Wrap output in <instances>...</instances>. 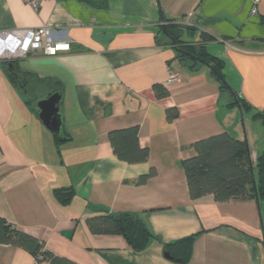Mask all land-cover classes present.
Wrapping results in <instances>:
<instances>
[{
	"label": "crops",
	"instance_id": "crops-1",
	"mask_svg": "<svg viewBox=\"0 0 264 264\" xmlns=\"http://www.w3.org/2000/svg\"><path fill=\"white\" fill-rule=\"evenodd\" d=\"M251 7L250 0H43L35 10L0 0V34L47 26L71 44L0 59V215L78 264H182L165 255V244L194 234L188 264H264L260 203L192 199L183 166L195 141L223 131L247 139L253 161L264 151V123L253 117L264 110V0L257 15ZM164 19L224 60L227 81L252 111L221 89L209 65L179 55ZM56 91L61 142L37 107ZM173 107L179 115L169 121ZM129 126L149 150L145 162L113 151L108 133ZM152 167L156 174L136 183ZM67 188L74 194L63 201L56 191ZM102 212L138 214L157 237L136 251L123 235L93 234L86 220ZM0 264L37 262L0 244Z\"/></svg>",
	"mask_w": 264,
	"mask_h": 264
},
{
	"label": "trees",
	"instance_id": "trees-1",
	"mask_svg": "<svg viewBox=\"0 0 264 264\" xmlns=\"http://www.w3.org/2000/svg\"><path fill=\"white\" fill-rule=\"evenodd\" d=\"M99 6L107 5L109 0H90ZM164 34L176 46L179 55L193 59V64L205 63L219 82L223 91H232L236 103L245 111H252L249 102L234 92L226 79L224 60L211 54L204 44L188 42L182 38L181 25L174 20L163 22ZM206 39H212L207 38ZM165 92H158L164 96ZM179 115L177 107L167 110V119L172 121ZM264 123V110L253 113ZM57 136V135H56ZM109 141L115 155L128 163L145 162L149 158V150L139 143L138 126L114 129L108 133ZM58 138V136H57ZM59 139V138H58ZM61 142V140H58ZM195 153L183 160L187 176L190 197L198 199L212 194L217 201L255 200L264 199V151L255 161L252 159L251 148L247 139H239L228 131H223L192 144ZM152 167L148 173L141 175L136 183H145L156 174ZM74 194L73 188L58 189L56 195L63 201L69 200ZM87 225L93 234H120L136 251L147 248L149 242L157 235L148 224L138 215L130 212L109 213L88 217ZM197 234L190 235L172 243L165 244V252L170 258L182 264H188L193 255V248ZM0 244L23 248L33 254L37 264H78L77 262L54 254L45 242L13 224L0 215Z\"/></svg>",
	"mask_w": 264,
	"mask_h": 264
},
{
	"label": "built area",
	"instance_id": "built-area-1",
	"mask_svg": "<svg viewBox=\"0 0 264 264\" xmlns=\"http://www.w3.org/2000/svg\"><path fill=\"white\" fill-rule=\"evenodd\" d=\"M31 5L35 10L40 8L43 0H24ZM251 14L257 15L259 13L260 0H250ZM18 42L19 50L11 52L9 50H0V59L23 57L30 52L41 51L45 54H56L62 50L70 49V41H59L53 36L51 28L44 26L38 29H25L9 32L7 34H0V46L7 42ZM23 42V45L21 43ZM173 75L171 78H174Z\"/></svg>",
	"mask_w": 264,
	"mask_h": 264
},
{
	"label": "water",
	"instance_id": "water-1",
	"mask_svg": "<svg viewBox=\"0 0 264 264\" xmlns=\"http://www.w3.org/2000/svg\"><path fill=\"white\" fill-rule=\"evenodd\" d=\"M12 69V64H9ZM62 95L59 91L51 92L46 97L37 101V107L40 110L39 116L43 124L53 133H55L61 141L66 140L63 131V115L61 112ZM167 257H171L168 252Z\"/></svg>",
	"mask_w": 264,
	"mask_h": 264
},
{
	"label": "bare ground",
	"instance_id": "bare-ground-1",
	"mask_svg": "<svg viewBox=\"0 0 264 264\" xmlns=\"http://www.w3.org/2000/svg\"><path fill=\"white\" fill-rule=\"evenodd\" d=\"M23 45V42L21 43ZM19 45L18 42L12 41V42H7L4 43L3 45L0 46V50H9L11 52H17L19 50Z\"/></svg>",
	"mask_w": 264,
	"mask_h": 264
},
{
	"label": "rangeland",
	"instance_id": "rangeland-1",
	"mask_svg": "<svg viewBox=\"0 0 264 264\" xmlns=\"http://www.w3.org/2000/svg\"><path fill=\"white\" fill-rule=\"evenodd\" d=\"M211 49H213L212 47H211ZM21 57H16V58H9V60L10 61H17L18 59H20ZM260 209H261V213H263L264 214V205L262 206V203L260 202Z\"/></svg>",
	"mask_w": 264,
	"mask_h": 264
},
{
	"label": "flooded vegetation",
	"instance_id": "flooded-vegetation-1",
	"mask_svg": "<svg viewBox=\"0 0 264 264\" xmlns=\"http://www.w3.org/2000/svg\"><path fill=\"white\" fill-rule=\"evenodd\" d=\"M22 78H20V80H21Z\"/></svg>",
	"mask_w": 264,
	"mask_h": 264
}]
</instances>
